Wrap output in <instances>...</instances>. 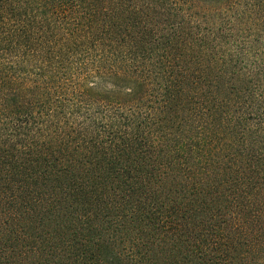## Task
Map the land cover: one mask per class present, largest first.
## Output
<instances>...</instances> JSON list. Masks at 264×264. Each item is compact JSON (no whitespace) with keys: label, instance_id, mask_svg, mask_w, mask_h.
<instances>
[{"label":"trees","instance_id":"1","mask_svg":"<svg viewBox=\"0 0 264 264\" xmlns=\"http://www.w3.org/2000/svg\"><path fill=\"white\" fill-rule=\"evenodd\" d=\"M0 264H264V0H0Z\"/></svg>","mask_w":264,"mask_h":264}]
</instances>
